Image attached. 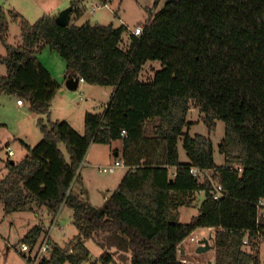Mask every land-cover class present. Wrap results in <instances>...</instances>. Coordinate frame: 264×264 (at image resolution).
<instances>
[{"label": "trees", "instance_id": "16d2710c", "mask_svg": "<svg viewBox=\"0 0 264 264\" xmlns=\"http://www.w3.org/2000/svg\"><path fill=\"white\" fill-rule=\"evenodd\" d=\"M54 18L30 23L0 8V94L27 102L42 134L34 146L21 142L20 161L6 162L0 204L5 214L34 205L53 218L67 206L77 231L64 247L49 238L37 264L87 262L88 239L101 250L91 264H194L178 253L199 228L215 230L213 264H261L264 214L255 205L264 201V0H165L138 36L124 25L60 26ZM10 21L19 23L17 45L5 42ZM44 48L63 59L65 79L113 88L103 112L85 113L83 134L66 121L44 123L61 87L37 58ZM147 62L159 67L143 79ZM191 104L209 131L224 123L223 164H215L208 136L183 132ZM179 139L187 162L179 161ZM117 140L126 171L95 207L71 186L90 144ZM192 166L213 173L221 198H212L210 181L193 176ZM192 206L197 214L179 221L178 210ZM43 233L34 225L20 245L34 247Z\"/></svg>", "mask_w": 264, "mask_h": 264}, {"label": "rangeland", "instance_id": "374dc122", "mask_svg": "<svg viewBox=\"0 0 264 264\" xmlns=\"http://www.w3.org/2000/svg\"><path fill=\"white\" fill-rule=\"evenodd\" d=\"M62 0H0V8L4 11H15L28 22H34L42 15H56L58 12L67 8L74 1L76 9L80 10L79 17L72 14L71 21L76 25L85 22L90 24L109 25L117 28L121 25L127 28H134L138 24H144L150 16L160 9L161 2L164 0H70L60 4ZM5 42L11 45L20 43V27L16 21H10L8 31L5 34ZM127 43L125 37L124 44ZM6 49L0 42V56H5ZM38 60L60 83L61 89L55 94L49 113L43 116L45 124L55 121H66L77 133L84 132V115L86 112L101 113L109 102L113 92L111 86H97L87 83L79 84L76 90L71 91L65 87V62L63 59L48 48H44L37 54ZM159 67L158 62H147L141 71V78L145 79L153 74ZM0 74L5 75L6 70L0 65ZM62 92V93H61ZM17 98L13 95L0 94V179L5 175L4 168L7 161L18 162L26 153L25 147L20 143V139L29 146L37 144L42 134L37 126L38 115L28 109V103L23 101L21 106L17 105ZM203 113L191 104L187 113L186 121L189 123L183 132L193 136L201 134L208 136L213 144V158L216 165L223 164V155L219 153L218 146L224 137V123L216 121L213 131H209L202 120ZM9 145L14 154L7 157L5 146ZM118 148L120 155L122 141L117 140L113 144ZM91 148L87 150V157H84L78 175L72 184V190L76 194L82 191L81 197L95 207L97 203L102 205V196L109 195L120 182V177L124 175L125 168L120 167L114 173L100 172L98 166L87 165L89 159H99L101 166L109 165L117 157L110 144L91 143ZM63 150L64 147L61 146ZM177 149L180 162H187L188 158L179 139ZM118 156V155H117ZM89 167V168H88ZM88 168V171H84ZM122 178V177H121ZM80 188L82 190H80ZM201 193L197 197L196 204L202 199ZM20 211L5 214L0 204V264H28V261L20 252V239L34 225H41L44 233L40 236L38 243L45 235H49L52 242L64 247L66 243L77 233L73 224L72 210L67 206H62L53 218L44 208L31 205ZM197 214V206L182 207L177 212L178 220L188 222L190 218ZM53 223V224H52ZM194 238L199 240L207 239L215 234V230L199 228L191 233ZM209 250L196 253L199 243L189 241L186 238L180 246L181 251L178 258L187 263H211L214 261L213 239L208 241ZM85 245L90 250L89 261L82 264H91L100 254L101 250L95 243L88 239ZM258 256L261 264H264V239L260 240ZM48 256V253L45 256ZM44 256V255H43ZM68 264V263H64Z\"/></svg>", "mask_w": 264, "mask_h": 264}, {"label": "built area", "instance_id": "2783aa9c", "mask_svg": "<svg viewBox=\"0 0 264 264\" xmlns=\"http://www.w3.org/2000/svg\"><path fill=\"white\" fill-rule=\"evenodd\" d=\"M128 30L131 34L138 36L142 33V25H137L132 29L128 28ZM79 81H82V79H79ZM16 102L18 105L22 104L20 100H16ZM121 134L124 135L125 131L122 130ZM5 152H6L7 157H11L14 154L12 148L9 145L5 146ZM120 167H125V166L123 165L122 161L119 159V160H115L112 164L100 166L98 170L100 172L114 173L116 169ZM189 171L193 176L206 177L210 181V185H211L210 193L213 199L217 200L223 196L222 186L219 183V181L213 177V173L210 170H202V169L192 166L190 167ZM255 206L257 209V214L259 216L263 215L264 214V201L259 200ZM206 229L210 230L212 228H206ZM191 235L192 234H190L187 237L188 240L200 244L202 240H199V238H194ZM213 238L214 236L210 235L206 240L211 241ZM48 239H49V235L47 234L42 238V240L38 243V245L36 244L32 248H30L27 244L20 245V252H23L25 254L28 264H37L40 261V259L43 257V255L47 254L48 249H49ZM244 243H246V239L244 240Z\"/></svg>", "mask_w": 264, "mask_h": 264}, {"label": "water", "instance_id": "95a60500", "mask_svg": "<svg viewBox=\"0 0 264 264\" xmlns=\"http://www.w3.org/2000/svg\"><path fill=\"white\" fill-rule=\"evenodd\" d=\"M73 11V4L68 6L67 8H64L60 12H58L55 15V22L60 26H68L71 21ZM79 80L77 78H68L65 79V87L68 90L74 91L76 90L78 86ZM105 198V195H104ZM202 243V244H201ZM211 246H209L208 241L206 239L202 240L199 244V246L196 248V253H202L210 249ZM214 261L212 260V264Z\"/></svg>", "mask_w": 264, "mask_h": 264}, {"label": "crops", "instance_id": "0c3cea01", "mask_svg": "<svg viewBox=\"0 0 264 264\" xmlns=\"http://www.w3.org/2000/svg\"><path fill=\"white\" fill-rule=\"evenodd\" d=\"M69 1H70V0H62V1L60 2V4L67 3V2H69ZM164 2H165V0H164L163 2H161V6H163ZM160 8H161V7H160ZM71 17H72V16H71ZM138 25H140V24H138ZM136 26H137V25H136ZM64 79H65V77H64ZM79 84H84V82H83V81H79L78 86H79ZM78 86H77V87H78ZM61 88H62V87H61ZM61 88H60L59 90H62ZM61 93H62V92H61ZM17 105H18V104H17ZM21 105H22V104H21ZM21 105H18V106H21ZM49 112H50V111H49ZM21 142L25 143V141H23V140L20 139V143H21ZM114 142H115V141H114ZM114 142H112L110 145L112 146V149H114V155L117 157V159H115V160H119V159H120V155H119V153H118V151H117L118 148H117L116 146H113V145H112ZM21 144H22V143H21ZM25 144H26V143H25ZM6 146H7V145H6ZM89 148H91V146H89ZM25 150H26V149H25ZM25 154H26V153H25ZM25 154H24V155H25ZM117 155H118V156H117ZM23 157H24V156H23ZM23 157H22V158H23ZM85 157H87V153L85 154ZM115 160H114V161H115ZM120 160H121V159H120ZM99 162H100L99 159L93 158V159H89L88 162H86V163H87V165H89V167H90V166H96V164H97L98 166H101L102 163H99ZM89 167H88V168H89ZM4 168H5V166H4ZM88 168H85L84 171H85V172H86V171L89 172ZM124 168H125V171H126V167H124ZM124 173H125V172H124ZM121 177H122V176H121ZM121 177H120V179H121ZM120 179H119V180H120ZM72 187H73V186H71V189H72ZM80 190H82V189L80 188ZM72 191H73V190H72ZM81 192H82V191L79 192V195H80V196H81V194H82ZM74 193H75V192H74ZM77 194H78V193H77ZM105 196H106V195H105ZM103 200H104V195L102 196V201H103ZM102 203H103V202H102ZM96 206H101V204H98V203H97ZM54 219H55V218H54Z\"/></svg>", "mask_w": 264, "mask_h": 264}]
</instances>
